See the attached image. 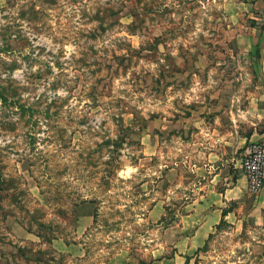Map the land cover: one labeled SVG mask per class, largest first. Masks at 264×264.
<instances>
[{
	"label": "rangeland",
	"instance_id": "obj_1",
	"mask_svg": "<svg viewBox=\"0 0 264 264\" xmlns=\"http://www.w3.org/2000/svg\"><path fill=\"white\" fill-rule=\"evenodd\" d=\"M0 94V264H166L198 116L264 112V6L0 0ZM242 216L188 264H264Z\"/></svg>",
	"mask_w": 264,
	"mask_h": 264
},
{
	"label": "crops",
	"instance_id": "obj_2",
	"mask_svg": "<svg viewBox=\"0 0 264 264\" xmlns=\"http://www.w3.org/2000/svg\"><path fill=\"white\" fill-rule=\"evenodd\" d=\"M264 6V0H261ZM250 6L253 3H246ZM259 48V47H258ZM240 108L232 114H215L212 122L207 116H198L196 128L188 141L189 169L195 174L188 184L184 221L193 225L185 241L165 260L166 264H188L190 254L208 239L223 221H242V215L264 224V182L256 192H250L248 181L240 168V161L250 141L264 136V112ZM249 112V113H248ZM172 176V168L168 169ZM170 180V179H169ZM154 202L150 212L157 209ZM245 213L243 214V212ZM164 216V215H163Z\"/></svg>",
	"mask_w": 264,
	"mask_h": 264
},
{
	"label": "built area",
	"instance_id": "obj_3",
	"mask_svg": "<svg viewBox=\"0 0 264 264\" xmlns=\"http://www.w3.org/2000/svg\"><path fill=\"white\" fill-rule=\"evenodd\" d=\"M240 168L247 178L250 192L258 191L264 182V136L248 143Z\"/></svg>",
	"mask_w": 264,
	"mask_h": 264
},
{
	"label": "trees",
	"instance_id": "obj_4",
	"mask_svg": "<svg viewBox=\"0 0 264 264\" xmlns=\"http://www.w3.org/2000/svg\"><path fill=\"white\" fill-rule=\"evenodd\" d=\"M0 98H2L4 102H6L7 98L4 95L0 94ZM3 188H4V180L0 176V190H2Z\"/></svg>",
	"mask_w": 264,
	"mask_h": 264
}]
</instances>
